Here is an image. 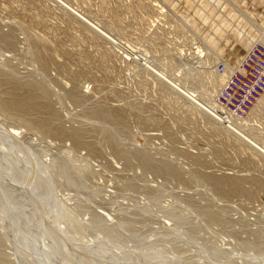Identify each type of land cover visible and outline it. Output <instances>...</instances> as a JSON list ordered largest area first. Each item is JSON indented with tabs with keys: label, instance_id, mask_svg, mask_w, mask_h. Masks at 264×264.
Instances as JSON below:
<instances>
[{
	"label": "rangeland",
	"instance_id": "rangeland-1",
	"mask_svg": "<svg viewBox=\"0 0 264 264\" xmlns=\"http://www.w3.org/2000/svg\"><path fill=\"white\" fill-rule=\"evenodd\" d=\"M257 43L264 0H0V137L22 131L32 181L41 178L36 159L48 171L50 197L38 205L92 236L77 249L96 254L106 232L123 260L149 256L139 264H264V94L242 122L213 116L223 115L216 98ZM8 181L0 174L4 192L22 199ZM35 210L34 228H43ZM23 213L8 208L0 226ZM7 233L11 242L0 229V264L26 249L18 231ZM37 244H27L35 264L61 262L69 246L56 244L58 258L47 261Z\"/></svg>",
	"mask_w": 264,
	"mask_h": 264
},
{
	"label": "bare ground",
	"instance_id": "bare-ground-1",
	"mask_svg": "<svg viewBox=\"0 0 264 264\" xmlns=\"http://www.w3.org/2000/svg\"><path fill=\"white\" fill-rule=\"evenodd\" d=\"M67 5V4H66ZM68 8V7H67ZM70 8V7H69ZM68 8V9H69ZM71 10L73 9L70 8ZM69 9V10H70ZM75 11V12H74ZM74 14L75 15H80L82 16L81 14H77L78 12L76 10H74ZM83 17V16H82ZM87 20V18H85ZM88 21V20H87ZM89 25V24H88ZM94 28H93V27ZM92 29L96 30L97 32L101 33L103 30H101L99 28V26H95V25H92ZM119 49L125 51L128 53V55H131V56H135V58H137L142 64H149V61L146 60L145 58L139 56L137 54V51L133 48V47H127V46H124L122 44H119L117 45ZM200 53H202V51H200ZM226 70V68H225ZM225 70L223 71H220L218 70L220 73H223L225 72ZM164 79L166 80H169L165 75L161 74ZM162 79V78H161ZM173 84V83H171ZM226 84V83H225ZM174 85V84H173ZM225 86V85H224ZM177 87V86H176ZM178 90H182L183 94L185 95V97L191 101L192 103L193 102H196V104H198V106L200 107H204V104L203 102L201 101L200 97L193 93V92H190L188 90H185V89H182V88H179L177 87ZM264 94V93H263ZM262 94V95H263ZM261 95V97H262ZM260 97V98H261ZM259 98V99H260ZM259 101V100H258ZM217 103V102H216ZM202 105V106H201ZM218 105V104H217ZM24 106H27V105H24ZM219 106V105H218ZM220 107V106H219ZM212 108V107H211ZM204 109V108H203ZM207 109V108H206ZM206 111V110H205ZM207 111H209L208 113H211L210 110L207 109ZM252 111V110H251ZM213 112V110H212ZM207 113V112H206ZM219 113V111H218ZM221 113L222 110H221ZM212 114V113H211ZM224 115V114H223ZM223 115H219V114H214L213 116L215 117V119H218L219 121L223 120L222 119V116ZM224 117V116H223ZM229 119H231L230 117H228ZM247 118L241 120V121H234V122H242L244 120H246ZM233 121V120H232ZM223 123H227L225 121V119L222 121ZM1 125V124H0ZM229 125V124H228ZM232 127V126H231ZM11 129V128H10ZM8 131V130H7ZM17 140H23V133L20 129H11L10 132L7 133L6 137H0V148H1V151L3 152L4 151V154H2L0 152V158H1V155H2V158L0 159V174L1 176H3V178L8 181L10 179V181H13V183H15V185L20 189L22 190L23 189V192H21L22 194H25L22 197V199L18 198V197H14V196H11V194H6L3 190L2 187H0V217L2 214L4 213H7V209L9 208L10 211H12L13 215H15L18 210L22 209L24 211L23 213V219L22 218H14L12 219L13 216H11V219L8 220V222H4L2 226H0L1 228V231H2V236L3 239L5 238V240L7 241H12L13 240V237L12 239L9 238V234L7 233V231L9 230H13V228L19 232V235L23 236V238H25L26 241H24L23 244H25V247L26 249L24 248V251H20L19 249L18 250H14V254H8V260L5 261V260H1V263L2 264H29L28 262L32 263V264H35L37 263V258H36V255L32 252H30V250L27 249V244L28 242H34V243H38L37 246H38V249L39 251L41 250H44L43 247L45 246L46 250L43 251L41 254L42 257L45 258V260H50V256H53V257H57L56 252L54 251V248L56 246V244L59 246V247H62V244H64L65 242L67 244H69V246H67V249L64 250V253H65V256L62 258L61 262H59L57 260V263L56 264H92L91 262H93V259L92 257L94 256V260L97 262L93 264H105L104 262H102V257H109L110 260H112L115 264H139L140 261H144L145 260H148V257L145 253H138L137 252H131V254H126V258H127V261L123 260L122 259V253L120 251H114L113 253L109 252L110 251V247L108 246V243L109 240L111 238H109L110 234L109 233H104L105 236H103V233H97V234H100L102 237H97V240H102L104 241L102 248H99L98 251L96 252V254H91L92 253V249H88V251L85 249L84 251L86 253H88L89 255H85L86 253H84L83 250H80V249H77L74 245H77V244H80V242H83V244H87L91 239H92V236H90L88 233L86 234L83 233L84 231H81V229L79 227H77V225L81 222H77L76 220L73 222L72 221V216L69 217L71 218V221L70 220H66L65 218V215L64 216H60V224H61V230H59L58 226L60 225L58 222H56L55 219H52L51 217H49L47 215V213L43 212L42 210V207L40 205H38L39 203L37 202L39 200V196L44 198L45 200H48L50 195L49 193H47L46 190H43L44 189V182L42 180H48L47 179V176H48V171L46 170L45 167H43V165H40V163L38 162L39 160H35V156H33L31 153H29L30 156H32L33 160H35V167L37 168V170L34 171L37 172L36 175L40 176L41 178H39L38 182H35L32 181V178H31V175H30V171L28 170L29 169V163L26 159V155H24L18 148H19V144H18V141ZM32 141V140H31ZM17 147H16V146ZM34 147V146H33ZM9 149H10V152H9ZM12 149L14 151H12ZM37 150V149H36ZM8 152V154H6ZM51 154V153H50ZM8 155H11V160L8 162L9 159L8 158ZM46 157V163L51 167V161H52V158H50L49 155H45ZM31 161V160H30ZM32 162V161H31ZM16 172V173H15ZM15 173V174H14ZM41 174V175H39ZM9 182V181H8ZM28 183L26 184L24 187L22 185H20L21 183ZM58 182V181H57ZM11 183V182H9ZM43 183V184H42ZM12 184V183H11ZM24 185V184H23ZM35 185V187H34ZM20 186V187H19ZM21 186L23 188H21ZM27 186V187H26ZM29 187L31 188V190L29 191V193L27 192V189H29ZM41 187V188H40ZM41 189V190H40ZM47 189V188H45ZM26 190V191H25ZM110 193H112L110 191ZM109 193V194H110ZM108 194V196H110ZM27 197V201L29 202L31 200V203H27V202H22L23 199ZM62 202V201H60ZM35 203V206L34 204ZM53 204H51L50 206V212H53L56 207H57V204H55V202L53 201L52 202ZM66 203L62 202L61 203V208L63 209V213L67 214L66 212L68 211V206L66 205ZM31 207V208H30ZM35 207H38L42 210L43 213H40L39 211L37 212V215L38 217L41 218V224L43 225L42 227L43 228H34V219L37 217H33V212L32 210H35ZM30 208V209H29ZM60 209V208H59ZM42 216H43V219L44 220H48L50 224L46 225L45 222L43 221L42 219ZM59 216V215H57ZM68 216V215H67ZM70 216V215H69ZM2 218V217H1ZM0 218V220H1ZM83 219V221H85L87 218H81ZM36 220V219H35ZM51 220L53 222H51ZM39 222H37L38 224ZM39 225V224H38ZM110 225V224H109ZM41 226V225H40ZM104 227H106L104 225ZM108 227V226H107ZM110 227H108L109 229ZM35 229L38 230V232L35 233ZM91 229V228H90ZM103 229V228H102ZM107 229V228H104V230ZM112 229V228H111ZM58 230V231H57ZM68 230V231H67ZM73 231L75 233H73ZM55 232H60L63 237H61V235H57ZM96 232V231H93V233ZM136 232V231H135ZM6 234L9 235L6 237ZM95 234V233H94ZM78 235V236H77ZM122 235V234H121ZM120 236V235H119ZM132 237V236H131ZM99 238V239H98ZM94 239V237H93ZM119 240V239H118ZM131 240V239H130ZM134 241V240H133ZM132 241V242H133ZM14 242V241H13ZM12 242V243H13ZM226 242V241H225ZM15 243H17L15 241ZM70 244H72V246H70ZM128 244V243H127ZM137 244V243H136ZM223 244H226V243H223ZM121 245V244H120ZM23 246V245H22ZM74 246V249H71V247ZM218 246V245H217ZM225 246V245H224ZM228 246V245H226ZM24 247V246H23ZM123 247V246H122ZM122 247H120L121 249H123ZM222 247V246H221ZM129 248V247H128ZM48 249V250H47ZM136 249V248H135ZM23 250V249H22ZM134 250V248H133ZM132 250V251H133ZM139 250V248H138ZM47 251V252H46ZM83 251V252H82ZM214 251V250H213ZM220 252L221 250L219 248H217L216 252ZM224 252V250H222ZM227 251V249H226ZM28 252V253H26ZM130 252V250H129ZM209 252V251H208ZM218 252V253H219ZM30 253V254H29ZM214 253V252H213ZM212 253V254H213ZM209 254V256H211V258L213 257V255L211 254V250L209 253H207V255ZM211 254V255H210ZM217 254V253H216ZM206 255V256H207ZM218 255V254H217ZM220 255V254H219ZM224 255V254H223ZM226 255V254H225ZM228 255V254H227ZM205 256V257H206ZM235 256V255H234ZM239 256V255H238ZM208 257V256H207ZM206 257V258H207ZM25 258H27V261H25ZM220 258V257H219ZM237 258V257H236ZM238 258H241L238 257ZM237 258V260H238ZM39 259V258H38ZM55 259V258H54ZM53 259V260H54ZM213 259V258H212ZM235 260V259H234ZM56 261V260H55ZM54 261V262H55ZM203 261V260H202ZM206 261V260H205ZM230 261V260H229ZM232 261V260H231ZM242 261V260H241ZM208 262V261H207ZM227 262V261H226ZM237 262V261H236ZM143 263V262H142ZM163 263H165L163 261ZM168 264V262H166ZM181 263V262H180ZM179 263V264H180ZM39 264V262H38ZM41 264H43V262H41ZM149 264V263H148ZM170 264V263H169ZM182 264V263H181ZM261 264V263H260Z\"/></svg>",
	"mask_w": 264,
	"mask_h": 264
},
{
	"label": "built area",
	"instance_id": "built-area-1",
	"mask_svg": "<svg viewBox=\"0 0 264 264\" xmlns=\"http://www.w3.org/2000/svg\"><path fill=\"white\" fill-rule=\"evenodd\" d=\"M225 68V63L217 66L220 71ZM263 93L264 43H257L241 60L216 98L224 114L222 119L229 121L230 117L233 121H241L247 118ZM223 120L220 123L223 124Z\"/></svg>",
	"mask_w": 264,
	"mask_h": 264
}]
</instances>
